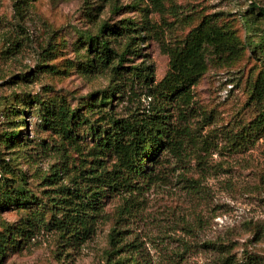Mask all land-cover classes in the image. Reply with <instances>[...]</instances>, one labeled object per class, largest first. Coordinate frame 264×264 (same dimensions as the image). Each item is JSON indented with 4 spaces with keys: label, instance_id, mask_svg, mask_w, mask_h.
I'll return each instance as SVG.
<instances>
[{
    "label": "rangeland",
    "instance_id": "1",
    "mask_svg": "<svg viewBox=\"0 0 264 264\" xmlns=\"http://www.w3.org/2000/svg\"><path fill=\"white\" fill-rule=\"evenodd\" d=\"M254 7L264 8V0H0V136L21 137L1 148L0 181L37 201L25 210L0 204V240L9 238L0 264H224L219 245L239 264H264V137L235 143L260 110L253 89L264 61L254 43L264 18ZM204 20L223 26L234 49L208 52L190 96L164 105L154 88L169 70L170 48ZM102 21L134 30L105 39L122 52L136 38L124 66L144 70L146 84L84 71L83 35L97 34ZM103 92L116 118H145L160 108L170 148L147 161L153 171L130 191L104 188L90 234L73 236L55 224L76 201L79 170L98 162L111 169L113 158L92 155L88 126L69 145L39 115L64 103L100 132L104 122L84 106ZM41 203L34 221L26 211Z\"/></svg>",
    "mask_w": 264,
    "mask_h": 264
},
{
    "label": "trees",
    "instance_id": "2",
    "mask_svg": "<svg viewBox=\"0 0 264 264\" xmlns=\"http://www.w3.org/2000/svg\"><path fill=\"white\" fill-rule=\"evenodd\" d=\"M100 9L98 7L93 11L94 13L99 12ZM253 10H256L264 18V8L254 7ZM94 13L89 14L95 17ZM246 22L249 32L252 33L254 31L252 22L250 19ZM133 31L129 25L119 30L111 26L109 22L102 21L97 34L83 35L81 48L88 47V50H86L87 55L83 57L85 59L82 65L84 71L87 74H94L109 70L111 81H119L129 75L130 78L132 77V79L140 80L143 84H146L149 77L141 74L144 70L140 67L126 66L127 68H125L124 66L125 57L136 38L129 37V43L122 52L111 48L110 45L113 42L105 39L106 36L116 38ZM114 42H116V39ZM254 46L255 51L264 61V27ZM231 49H234V47L228 31L223 26L204 20L180 44L170 48L169 70L159 85L154 88V94L156 90L160 98L165 100L164 105L174 99L183 100L188 98L190 87L207 70L208 52L223 56L230 53ZM142 77L144 79H141ZM253 90V99L259 105L260 110L255 119L243 128V132L239 137L240 140L235 142L239 146H245L248 142L264 137V73L256 81ZM110 98L106 92L102 93L100 99L92 95L84 106L87 113L89 112L91 115L96 113L100 116V121L104 122L103 125L106 128L100 132L98 130L95 132L93 125L79 113V110H72L64 103L57 108H45L44 113L39 115L43 124L45 123L44 126L54 130L69 145H75L78 141L80 127L83 125L88 126V135L94 139L93 145L90 147L92 155L98 161L101 160V157L113 158L111 169L105 168L102 163L98 162L97 168L79 170L78 180H74L77 188L74 195L76 201H70L68 208H62L66 212L62 214V219L57 220L55 224L60 231L70 233L73 236L82 234L88 237L92 228L90 213L99 210L100 203L105 198L102 194L103 191L106 189L110 192L130 191L136 180L148 178L151 171H153L146 167L147 161L157 162L161 151L165 150L166 145L168 146L171 143L166 142L167 134L163 127V116L160 108H156L154 115L125 120L115 117ZM41 110L42 108H40V112ZM22 123H25L24 127H26V122ZM19 138L21 137L18 131L1 135L0 155L2 154V147H9L11 143ZM168 147L170 148V146ZM5 187L7 190H5ZM9 187L7 183L0 181V204L15 203L17 209L25 210L24 206L33 205L37 202L36 198L30 196V192L23 187L12 189ZM68 190V187L65 188V191ZM28 209H32V207ZM43 209H45V205L43 206V203H41L39 208L26 211V213H30L35 221L37 214ZM2 238L0 240V258L4 257L6 250L4 244L9 241L7 236ZM10 239L14 241L13 238L10 237ZM214 249L228 255L224 260V264H239L232 259L229 252H226V247L219 245ZM107 264L126 263L120 261L111 263L108 261Z\"/></svg>",
    "mask_w": 264,
    "mask_h": 264
}]
</instances>
